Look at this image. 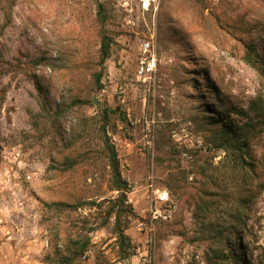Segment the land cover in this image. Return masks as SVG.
Segmentation results:
<instances>
[{
	"label": "rangeland",
	"instance_id": "1",
	"mask_svg": "<svg viewBox=\"0 0 264 264\" xmlns=\"http://www.w3.org/2000/svg\"><path fill=\"white\" fill-rule=\"evenodd\" d=\"M108 8L112 42L100 64L95 0H0V24L11 15L0 32V264H46L56 228L90 238L81 264H243L230 253L240 243L248 264H264V190L254 187L264 179V77L242 59L245 40L264 53V0H110ZM150 38L157 59L148 78L136 69L139 44ZM225 112L252 118L253 176L214 145L209 115ZM103 122L130 186L125 257L113 216L99 225L104 204L61 216L48 208L116 196L103 166ZM87 149L91 157L73 172L50 168ZM205 159L217 171L209 195L199 189ZM148 175L169 188L178 209L157 225L146 252L133 220ZM251 185L242 229L232 232L227 216Z\"/></svg>",
	"mask_w": 264,
	"mask_h": 264
},
{
	"label": "trees",
	"instance_id": "2",
	"mask_svg": "<svg viewBox=\"0 0 264 264\" xmlns=\"http://www.w3.org/2000/svg\"><path fill=\"white\" fill-rule=\"evenodd\" d=\"M110 0H95V14L94 19L98 26L99 31V55H100V64L109 56L110 46L112 38L107 34L105 26L108 23L110 18V11L108 5ZM10 6V5H9ZM11 7V6H10ZM11 21L10 10L7 12L5 21L0 24V32L3 28L9 24ZM242 59L246 64L252 67L258 74H261L264 77V53L260 52L256 48V44L250 40L244 41V52ZM102 71L99 70L95 75L96 82V91H99L102 88L101 83ZM36 88L38 93H42L41 86L38 81H35ZM105 113H107L108 108H104ZM229 111V110H227ZM241 112V111H240ZM245 113V112H243ZM246 114V113H245ZM107 114H103V117L106 118ZM122 119H125L122 116ZM252 118L249 116L246 117V120L239 122L238 119L230 117L229 112L218 113L216 116L209 115L208 125L209 129L214 130L213 137L215 138L214 145L216 148H223L225 151L228 160L234 165V167L239 168L242 173L253 176L255 171V162H253V156L250 153V146L248 143V132L249 128L252 126L250 122ZM101 139H102V148L104 157L107 162L103 165L104 168L108 166V187L109 190H116L117 194L114 197L102 198L101 202H96L95 200L87 199L85 202H77L76 198L72 200H55L48 204V208L51 213L61 216L62 213L72 210H76L78 207L85 204V208L90 211V208L96 205L101 206L105 205L103 210V219L99 225H104L110 216H113V232L116 234V239L118 241L119 247L122 248V257H125L129 254L127 251L130 247L129 239L124 233L123 225L121 223L122 217L126 214H130L131 207L128 204L126 192L129 190L128 181L122 176L120 171V163L115 148L114 143L111 141L107 130L105 128V123L103 122L101 126ZM74 138V135L72 134ZM75 139V138H74ZM73 139L68 142L63 143V147L69 149L73 143ZM93 150H83V151H74L70 155H64L60 164H52L50 168L55 173L56 176L63 175L65 172H73L78 166L83 164L85 160L91 157L90 153ZM216 166H212L209 160H204V163L201 164L200 174L202 176V182L199 186L200 192L205 195L211 193V188L216 184L217 171L214 169ZM81 168L89 169L88 167ZM251 183V182H249ZM257 190H264V179L257 180L256 185L254 186ZM247 193H244L241 196L240 204L228 214L229 227L232 232L239 231L242 229L243 219L247 215L248 211V202L251 199L252 185L250 188H246ZM48 245L49 250L45 253L43 261L46 264H81L80 255L85 249L91 247L90 238L88 236H73L71 234H61L59 229L56 228L54 232H51L48 236ZM241 243L238 244L235 248L231 249V256L236 259L237 262L242 261L243 264H248L244 256H239V249L241 248Z\"/></svg>",
	"mask_w": 264,
	"mask_h": 264
},
{
	"label": "built area",
	"instance_id": "3",
	"mask_svg": "<svg viewBox=\"0 0 264 264\" xmlns=\"http://www.w3.org/2000/svg\"><path fill=\"white\" fill-rule=\"evenodd\" d=\"M156 52L153 38L143 39L139 44V60L136 73L138 76L151 78L156 70ZM134 189V188H133ZM144 204L140 212L133 220V228L140 236L146 246V252L150 250L159 223L166 222L172 218L177 211L178 205L167 186H159L155 183L153 176L148 175L143 184V193L140 198ZM91 253L90 248L85 249L80 257L87 258Z\"/></svg>",
	"mask_w": 264,
	"mask_h": 264
}]
</instances>
